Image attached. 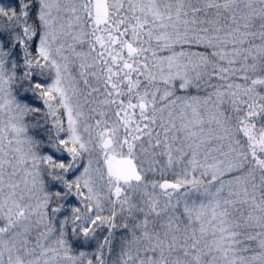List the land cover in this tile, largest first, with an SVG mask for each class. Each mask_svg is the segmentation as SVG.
<instances>
[{"label":"snow or ice","instance_id":"1","mask_svg":"<svg viewBox=\"0 0 264 264\" xmlns=\"http://www.w3.org/2000/svg\"><path fill=\"white\" fill-rule=\"evenodd\" d=\"M0 264H264V0H0Z\"/></svg>","mask_w":264,"mask_h":264},{"label":"rangeland","instance_id":"2","mask_svg":"<svg viewBox=\"0 0 264 264\" xmlns=\"http://www.w3.org/2000/svg\"><path fill=\"white\" fill-rule=\"evenodd\" d=\"M3 2L7 4V3H12L13 0H3Z\"/></svg>","mask_w":264,"mask_h":264}]
</instances>
